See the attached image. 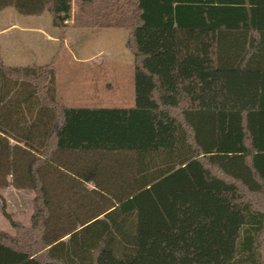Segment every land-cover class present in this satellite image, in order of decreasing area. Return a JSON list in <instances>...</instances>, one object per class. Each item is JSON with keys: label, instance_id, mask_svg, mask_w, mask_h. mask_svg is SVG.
Instances as JSON below:
<instances>
[{"label": "trees", "instance_id": "1", "mask_svg": "<svg viewBox=\"0 0 264 264\" xmlns=\"http://www.w3.org/2000/svg\"><path fill=\"white\" fill-rule=\"evenodd\" d=\"M0 0L129 33L135 106L58 103L56 63L0 58V264H264V0ZM72 21V25L67 23Z\"/></svg>", "mask_w": 264, "mask_h": 264}, {"label": "rangeland", "instance_id": "2", "mask_svg": "<svg viewBox=\"0 0 264 264\" xmlns=\"http://www.w3.org/2000/svg\"><path fill=\"white\" fill-rule=\"evenodd\" d=\"M73 12L77 9L76 0L72 2ZM92 34L93 40L86 44V50L78 53L79 57L93 55L97 52L102 54L100 58H112L115 63L110 67L103 65L99 68V74L113 76L110 83L116 81V89L109 94L106 102L92 96L91 90L87 91L92 83L89 73L90 65L72 63L75 56L73 50L62 52L57 63L56 82L58 84L60 101L62 104L75 108H132L135 106V85H134V56L123 45L117 41H111L112 36H124L128 39V32L123 30L99 29V30H78ZM99 35L106 36L105 40H97ZM96 38V39H95ZM117 40V38H116ZM119 41V40H118ZM120 43V42H119ZM123 44V42H122ZM119 45V46H118ZM115 49L111 50V47ZM121 46V47H120ZM130 60H132L130 62ZM87 86V90L84 88ZM73 91H76L74 94ZM35 192L32 190H19L13 187L12 178H8V186L0 189V230L14 237L15 229L5 217L10 218L25 228H30L34 212Z\"/></svg>", "mask_w": 264, "mask_h": 264}, {"label": "crops", "instance_id": "3", "mask_svg": "<svg viewBox=\"0 0 264 264\" xmlns=\"http://www.w3.org/2000/svg\"><path fill=\"white\" fill-rule=\"evenodd\" d=\"M67 24L69 26L72 25V21H69ZM78 30L88 31L99 29H77L70 27L66 33L64 47L60 50V32L54 27L53 18L50 14L45 13L40 17H25L14 9L0 11V58L3 60L4 64L9 67L44 66L49 64L58 52L60 58L62 52L71 49L76 56L73 57L72 63L90 65L89 73H91V80L88 81V83H92V86H89L88 90L86 86L84 90H91L92 96H95L98 100H102V102H106L110 98L109 94H111L114 88L116 89V81L110 83L109 81L113 79V76L104 73L99 74V68L102 69L104 64L111 67L115 62L112 61V58H100L102 54L99 52L93 55L79 57L77 54L80 52L83 54L87 48L86 44L89 40H93L94 38L89 32H78ZM102 38L105 40L107 37L99 35L97 40ZM113 39L117 41L119 45L121 44L124 47L126 45L127 48L129 33L127 41L124 36L122 37L119 35L115 37L112 36L110 40L113 41ZM111 48V50H113L115 46ZM131 61L132 60H130V62ZM111 77L112 79H110ZM73 93L75 94L76 91H73ZM59 98L60 95L57 84L58 103L69 108H75L62 104Z\"/></svg>", "mask_w": 264, "mask_h": 264}, {"label": "built area", "instance_id": "4", "mask_svg": "<svg viewBox=\"0 0 264 264\" xmlns=\"http://www.w3.org/2000/svg\"><path fill=\"white\" fill-rule=\"evenodd\" d=\"M74 0H72V2H73Z\"/></svg>", "mask_w": 264, "mask_h": 264}]
</instances>
